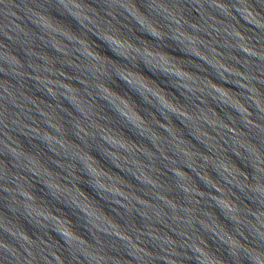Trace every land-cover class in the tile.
Here are the masks:
<instances>
[{"label":"water","instance_id":"water-1","mask_svg":"<svg viewBox=\"0 0 264 264\" xmlns=\"http://www.w3.org/2000/svg\"><path fill=\"white\" fill-rule=\"evenodd\" d=\"M0 264H264V0H0Z\"/></svg>","mask_w":264,"mask_h":264}]
</instances>
